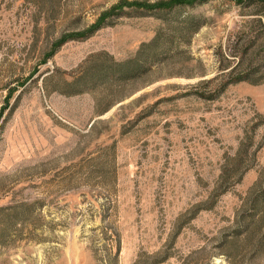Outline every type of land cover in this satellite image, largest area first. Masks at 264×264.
<instances>
[{"label":"rangeland","instance_id":"374dc122","mask_svg":"<svg viewBox=\"0 0 264 264\" xmlns=\"http://www.w3.org/2000/svg\"><path fill=\"white\" fill-rule=\"evenodd\" d=\"M192 1L0 0V264H264V2Z\"/></svg>","mask_w":264,"mask_h":264},{"label":"trees","instance_id":"16d2710c","mask_svg":"<svg viewBox=\"0 0 264 264\" xmlns=\"http://www.w3.org/2000/svg\"><path fill=\"white\" fill-rule=\"evenodd\" d=\"M196 1V0H195ZM194 1V2H195ZM198 1V0H197ZM232 1V0H231ZM234 1H236V2H238L239 4H244V3H247V2H249L250 4H255V3H262V2H264V0H234ZM191 2H193L192 0H176V2H174V3H171V5H166L167 7L166 8H168V9H172L173 7H176V6H180V5H187V3H191ZM199 2V1H198ZM161 6V5H160ZM112 13V12H111ZM111 13H107V14H105V16H103V18H102V20L101 21H99V25H101L102 24V22L106 19V18H108V17H110L111 15ZM97 27V26H96ZM95 26L94 27H92L90 30H86V31H83V32H81V33H76V34H66L65 36H63L62 37V39H60L56 44H55V48L56 47H60V46H63V45H65L68 41H70V40H75V39H81V37H87L91 32H92V30L93 29H95L96 28ZM249 231H247V233H248ZM254 234H256V233H254ZM258 236L259 235H250V236H248L247 237V240L248 241H250V243L251 242H258Z\"/></svg>","mask_w":264,"mask_h":264}]
</instances>
